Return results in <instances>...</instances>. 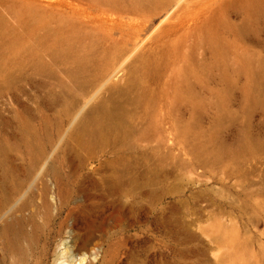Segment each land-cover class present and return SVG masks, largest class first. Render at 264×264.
<instances>
[{
  "label": "rangeland",
  "instance_id": "1",
  "mask_svg": "<svg viewBox=\"0 0 264 264\" xmlns=\"http://www.w3.org/2000/svg\"><path fill=\"white\" fill-rule=\"evenodd\" d=\"M70 244L264 264V0H0V264Z\"/></svg>",
  "mask_w": 264,
  "mask_h": 264
},
{
  "label": "bare ground",
  "instance_id": "2",
  "mask_svg": "<svg viewBox=\"0 0 264 264\" xmlns=\"http://www.w3.org/2000/svg\"><path fill=\"white\" fill-rule=\"evenodd\" d=\"M255 1V0H254ZM85 116H82L79 120V124L82 123L84 120H86V117L91 119L89 117V114H84ZM67 247V246H66ZM69 258L66 261L61 262L60 264H83V262L89 257V255L94 254V249H88L84 246L82 247H75L73 244L69 245ZM63 250H61L62 252Z\"/></svg>",
  "mask_w": 264,
  "mask_h": 264
}]
</instances>
